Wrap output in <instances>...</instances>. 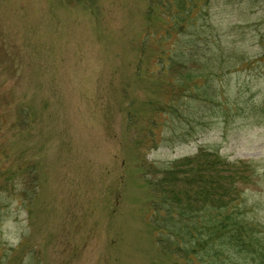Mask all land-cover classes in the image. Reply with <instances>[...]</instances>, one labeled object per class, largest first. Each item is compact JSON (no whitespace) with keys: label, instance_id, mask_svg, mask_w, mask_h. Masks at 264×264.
<instances>
[{"label":"rangeland","instance_id":"obj_1","mask_svg":"<svg viewBox=\"0 0 264 264\" xmlns=\"http://www.w3.org/2000/svg\"><path fill=\"white\" fill-rule=\"evenodd\" d=\"M205 3L163 40L148 0H0V264H183L143 174L200 148L254 165L264 225V0Z\"/></svg>","mask_w":264,"mask_h":264},{"label":"trees","instance_id":"obj_2","mask_svg":"<svg viewBox=\"0 0 264 264\" xmlns=\"http://www.w3.org/2000/svg\"><path fill=\"white\" fill-rule=\"evenodd\" d=\"M206 1L148 0V13L151 4L158 6L169 29L160 38L167 40L171 32L182 34L193 26ZM193 46L187 47L188 54L178 52L179 68L195 63L188 70L199 73ZM169 57L164 71L175 60ZM186 74L188 80L192 73ZM146 169L143 175L151 195L146 220L160 250L183 264H264V225L247 215L253 209L244 199V187L255 183L254 165L229 161L216 150L200 148L164 168L150 166L156 173L153 178Z\"/></svg>","mask_w":264,"mask_h":264}]
</instances>
